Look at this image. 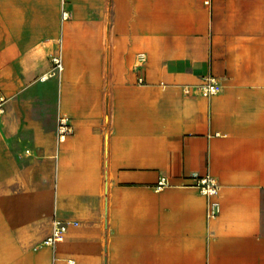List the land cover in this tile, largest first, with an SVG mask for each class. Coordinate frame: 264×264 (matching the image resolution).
<instances>
[{
  "label": "crops",
  "instance_id": "crops-1",
  "mask_svg": "<svg viewBox=\"0 0 264 264\" xmlns=\"http://www.w3.org/2000/svg\"><path fill=\"white\" fill-rule=\"evenodd\" d=\"M0 94V264H264V0H0Z\"/></svg>",
  "mask_w": 264,
  "mask_h": 264
},
{
  "label": "built area",
  "instance_id": "built-area-1",
  "mask_svg": "<svg viewBox=\"0 0 264 264\" xmlns=\"http://www.w3.org/2000/svg\"><path fill=\"white\" fill-rule=\"evenodd\" d=\"M212 1L213 0H203L204 4L208 6L211 5ZM67 17H68L67 11L63 10L62 18H67ZM142 57L143 56L140 55V58ZM51 61L53 64L51 75H55L63 70L62 59L59 55L52 56ZM199 89L201 95L205 97L211 96L217 93L218 91V87L212 78H205L201 82V84H199ZM5 102H6V98L2 94H0V123H1V117L5 110L4 107ZM56 132L59 141H62L71 132V129L67 125V121L65 117L59 116L57 118ZM164 183H165V178L161 177L158 182L159 186L163 185ZM196 187L199 189L200 193L203 194L208 199L206 206V216L208 218H213L217 216V214L220 211V204L216 199L218 195L219 187L215 179L208 174L199 177L196 183ZM73 224H76V222H74ZM68 225H69L68 223L60 219L53 218L50 234L42 240L40 245L45 247H54L55 244H57L58 242L62 241L65 238V234L68 230ZM52 264H74V260L72 259L58 260V261H53Z\"/></svg>",
  "mask_w": 264,
  "mask_h": 264
},
{
  "label": "rangeland",
  "instance_id": "rangeland-1",
  "mask_svg": "<svg viewBox=\"0 0 264 264\" xmlns=\"http://www.w3.org/2000/svg\"><path fill=\"white\" fill-rule=\"evenodd\" d=\"M42 233H43V230H42V231H39V232L35 235V237H36L37 239H39V238L41 237Z\"/></svg>",
  "mask_w": 264,
  "mask_h": 264
}]
</instances>
